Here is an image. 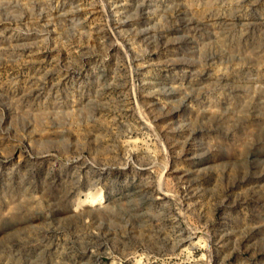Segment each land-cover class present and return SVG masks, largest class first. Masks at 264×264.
<instances>
[{"label": "rangeland", "instance_id": "374dc122", "mask_svg": "<svg viewBox=\"0 0 264 264\" xmlns=\"http://www.w3.org/2000/svg\"><path fill=\"white\" fill-rule=\"evenodd\" d=\"M0 264H264V0H0Z\"/></svg>", "mask_w": 264, "mask_h": 264}, {"label": "bare ground", "instance_id": "6f19581e", "mask_svg": "<svg viewBox=\"0 0 264 264\" xmlns=\"http://www.w3.org/2000/svg\"><path fill=\"white\" fill-rule=\"evenodd\" d=\"M87 195H88V194H87ZM90 196L92 197V195H91V194H90ZM90 196H89V197H90ZM97 198H98V197H94V196H93V201L97 200ZM89 199H90V198H88V197H85V200H84V201H85V203H87L88 201L90 202V200H89ZM91 199H92V198H91ZM91 201H92V200H91ZM93 201H92V202H93Z\"/></svg>", "mask_w": 264, "mask_h": 264}]
</instances>
